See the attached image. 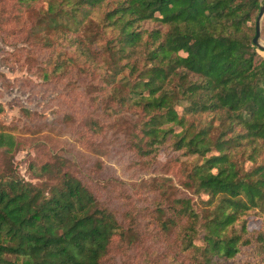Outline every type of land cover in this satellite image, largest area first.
Instances as JSON below:
<instances>
[{"label": "trees", "instance_id": "trees-1", "mask_svg": "<svg viewBox=\"0 0 264 264\" xmlns=\"http://www.w3.org/2000/svg\"><path fill=\"white\" fill-rule=\"evenodd\" d=\"M263 2L48 0L42 16L89 62L102 54L97 95L140 112L129 145L136 163L164 143L202 157L187 166L190 194L149 189L159 197L148 218L175 231L190 264H264V56L252 43ZM83 124L93 135L104 127L94 116ZM16 144L0 130V147ZM10 155L0 163V264H101L120 227L115 210L60 155L34 166L38 183ZM250 216L262 218L259 227L248 229Z\"/></svg>", "mask_w": 264, "mask_h": 264}, {"label": "rangeland", "instance_id": "rangeland-1", "mask_svg": "<svg viewBox=\"0 0 264 264\" xmlns=\"http://www.w3.org/2000/svg\"><path fill=\"white\" fill-rule=\"evenodd\" d=\"M47 4L48 0L26 5L0 0L4 11L0 23V130L14 133L17 139L13 152L0 147V163L11 154L18 174L38 183L41 179L35 176V165L56 155L64 158V168L81 176L119 218L120 227L101 264H190L175 231L164 234L148 218L159 197L149 189L167 187L171 197L190 194L184 185L187 166L202 157L180 154L164 143L153 151L148 163H136L129 145L143 117L129 104L121 107L115 99L97 95L100 79L92 71L98 77L104 72L102 54L96 53L91 63L84 48L68 47V41L59 38L42 18ZM259 41L264 44V15ZM257 52L259 60L264 51L257 47ZM87 116L103 122L99 134L86 129L83 121ZM244 164L246 169L253 165L250 160ZM115 180L120 184L113 193L110 186ZM125 212L134 214L133 221L126 219ZM261 222V217L250 216L247 227L257 228ZM247 259L245 252L236 258L239 262Z\"/></svg>", "mask_w": 264, "mask_h": 264}, {"label": "water", "instance_id": "water-1", "mask_svg": "<svg viewBox=\"0 0 264 264\" xmlns=\"http://www.w3.org/2000/svg\"><path fill=\"white\" fill-rule=\"evenodd\" d=\"M264 15V2L260 5L258 14L255 20V34L252 37V43L259 47L260 49H264V44H261L259 41L260 33H261V20Z\"/></svg>", "mask_w": 264, "mask_h": 264}]
</instances>
